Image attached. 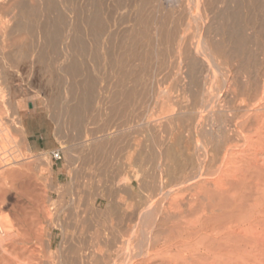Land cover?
<instances>
[{"label":"bare ground","instance_id":"1","mask_svg":"<svg viewBox=\"0 0 264 264\" xmlns=\"http://www.w3.org/2000/svg\"><path fill=\"white\" fill-rule=\"evenodd\" d=\"M56 1L58 0H0V64H18L19 58H11V50L14 47V40L17 39L15 36L21 35L23 30H28L27 32H30L33 36L32 48L27 45V48H30L29 51L31 52L32 50L35 54L33 59L36 57L40 64H61L58 67L62 71V74L60 73L61 76H64L63 78L65 79H67L66 76L71 77L79 72V65L82 62H78V56L81 58L82 56H87V58L93 61L91 64H97L100 55L101 58L107 59L108 65L113 61L114 57L112 56L111 60L110 56L114 51L112 37L115 34H112L109 28L116 24L113 23L114 17L104 15V13L105 8H108L109 5L114 9L117 4H122L124 0H110V4L107 0H61L65 3L68 2V6L71 4V7L67 8L69 10L66 9V4H62V6L59 4L62 9L65 8V12L66 10L69 11V16H72L71 14L73 13L70 19L64 13L58 11L57 3L59 2ZM127 1L136 6L135 13H132L131 16L133 27L130 25L137 37L136 42L138 43L139 37L144 31L147 29L151 31L153 29L159 35L161 43L166 48L165 51L160 49L159 53L162 52L164 55V51L167 53L166 57L167 55L168 57L171 56V59L175 58L176 61L172 63L167 60L169 61L167 63L165 62V58L163 59L164 62L162 60V64L164 63L166 66L164 65V70H162L164 73L159 72L161 75L163 74V78L161 79L163 84H165L161 86V88L163 87L162 92L158 91L162 93L160 96H163L159 104L160 106H158L160 110L157 113L154 112L152 120L145 121L148 127L150 122V130L147 131H150L151 150L148 158H146L147 161L144 159L146 162L143 160L141 162L146 163L148 171L144 174L141 170L142 176L137 171L140 175L137 173L132 177L137 181L138 191L143 193L145 191L143 189H148V194L150 195L148 196L151 199L145 201L144 207L139 205L142 208H135L134 206L128 208L131 204L128 206L127 203L124 204L125 202L123 203L125 208H122L119 205L122 204L123 200H121L122 202L118 201L120 204H115L114 196L116 197L117 195L116 198H119L118 194L121 191L131 192L134 191L135 187L132 181H122V177L124 176L120 174L116 176L111 175L110 180H108L118 185L117 187H114L115 185H108L107 189L101 188L100 182H102V178V180H98L99 186L97 184L98 187L95 186L94 191H87L86 187L89 185L91 190L94 180L89 178V180L81 179L82 176L80 177L78 173L79 167L85 161L82 159V162L78 164V158H75L77 161L73 159L74 154L70 157V154L67 155L64 152L66 158L68 157V162L66 161L68 173H65V184L62 186L61 191L59 189L60 192L57 194V199L55 198L56 200H53L52 204L56 205V202H58L60 204L54 205L55 207L60 205H65V207L61 206L62 208L59 207L60 209L47 208L45 206L47 204H44L43 200L46 196L41 198L43 195H39V197L41 196L40 199L43 200V203L39 207L41 216L46 221H49V224L46 222L47 225H51L53 229H57L58 234L53 235L52 230L47 225V227L41 226L37 229L36 224L39 221H36L37 223L35 222V227L32 229L33 233L29 234V236L25 234L22 246L12 244L4 247L2 245L5 243L3 242V236L11 237L14 226L7 216L0 217V248L3 247V250L10 253L17 252L15 258L4 259L5 264H264V12L257 13L258 10H264V0H125L124 3ZM148 4H152L150 6V13L143 15L142 12L145 11L143 9ZM118 7H122V5ZM244 10L246 12L242 14ZM128 11L124 12L129 13ZM120 18L122 19V17ZM115 31L114 33H116ZM121 31L123 30L121 29ZM84 34L90 36L92 45L84 41ZM157 34L155 37H158ZM145 37L143 38L145 39ZM102 38L105 40L102 41L104 47H99L98 45ZM130 38L128 40H135V37H132L134 40ZM161 43L158 44L160 47ZM154 44L156 45L157 43ZM129 45H131V48L132 44ZM128 48L125 50L127 51ZM145 48H147L146 45ZM150 48H148L149 52L146 56L149 55ZM98 50L100 51V55ZM120 50L119 52H122L120 55H123L125 50ZM131 50H128V53ZM24 51L22 52L24 53ZM134 52L136 51L134 50ZM16 55L19 56V54ZM21 55L22 53H20ZM118 55L116 54L117 57L120 56ZM125 55L122 56V59L125 58ZM157 58L159 57L157 56ZM119 59L117 62L122 60L121 56ZM103 60L99 61L103 62ZM123 61H128V59L126 60L125 58ZM123 61L120 64H123ZM104 62L106 63V60ZM84 63L86 62H83L82 65ZM134 64L136 63L134 62ZM109 66L110 68L108 69L111 71L112 65L110 64ZM83 68L85 69V65L81 70ZM140 69L142 68L140 67ZM146 69L148 68L146 67ZM124 71L126 72V70L122 71L121 69L120 72L123 73ZM80 74L82 75V73ZM126 74L123 75L125 76ZM87 76L85 75L86 78ZM91 77L89 76L85 79L86 82H84L82 79L84 78L83 75L82 78L80 76V79H82L81 85H83L82 82L86 84L92 81L89 80ZM94 77L93 80L98 82L97 78L94 79ZM109 77L110 82V78L112 77ZM154 79L152 78L150 82L154 83ZM62 81H64L62 82L64 83L63 85L66 86V81ZM77 81L80 83L78 77ZM104 81L106 82V80ZM72 82H75L74 79ZM159 82L161 83V80ZM155 84L157 85L156 81L151 86L153 85L152 87H154ZM67 85L65 87L66 94L62 92L64 96L67 95V98L64 97L67 99L65 101L75 102H70L71 104L64 102V106L61 105L60 108L57 105L58 107H54V112L57 108L56 113H58L56 115L62 116V118L65 117L68 125L80 132V126L83 123L82 121H84L83 110L87 105H91L89 101L90 98L93 99L91 95L92 90L96 88H89L90 86L87 83L88 89L81 86V89L78 90L79 92L75 89L76 92L69 87L70 84ZM123 87L126 89L125 86ZM154 88L157 89V87ZM154 88L151 89L155 90ZM146 89L149 90V87L147 86ZM116 90V92H119L118 88ZM131 90L127 92L133 95L132 91L134 90ZM126 96L124 95L123 99L127 103L128 98L126 100ZM107 97L111 99L112 95L110 96L109 94ZM64 98H60V101ZM123 99L120 103H123ZM141 99L143 101L144 98ZM131 101L134 102L133 100ZM54 103L59 104L57 102ZM138 104L137 107L141 105ZM152 104L154 103H151V106ZM49 105L51 104L48 103ZM89 107L91 108V106ZM47 108H49V111L51 110L50 107ZM124 108L130 109L128 105ZM149 108L153 109L152 107ZM129 109H126L127 113ZM135 109L137 111V108ZM135 109H133L134 112ZM145 111L147 112V110ZM89 112L88 110L87 112L84 111L85 114ZM141 113L143 116H140L144 117L145 113ZM129 114L131 118L135 113L132 115V112L129 110ZM161 114L168 123L167 130L163 129L165 135L162 133L164 135V138L162 135V140L160 139L161 136L159 137V133L162 132L160 131L159 121ZM50 117L52 118V115ZM133 117L137 119L134 121L135 124L141 119L140 117L138 119L137 115ZM125 118L123 117L124 120ZM120 119L122 120V118ZM120 119L118 118V120ZM124 120L121 122L123 126H125ZM62 121L64 122V120ZM115 121H110L109 125ZM126 121L129 122V119ZM142 123L137 124L144 126ZM115 124H117V121ZM115 124L112 125L115 126ZM104 125L97 128L105 132L109 128L106 127L104 129L106 126ZM126 126H128L127 123ZM134 126L131 130H138ZM141 126L139 127L142 128ZM58 127H62L61 123ZM59 128L56 129L60 132ZM75 130L74 133L76 134ZM123 130L124 133L122 132V134H125V129ZM137 130L134 131V135L137 134L136 132L139 134L141 131L140 129V131ZM141 132L144 133L146 131L142 130ZM81 133H84L83 129ZM119 133L122 136L121 131ZM95 134L93 133L91 136L94 135L97 139V135ZM115 134L113 135L115 136ZM70 136L73 137L74 134L67 137L69 140ZM109 136L107 134L106 137L110 138ZM131 136L133 139V135ZM94 137L92 136V138ZM120 137H118V141L116 142H119ZM125 137V141L131 140H127V136ZM146 137L149 138L148 136ZM75 139H78L79 142L81 138L79 139V136L76 135ZM71 141L74 142L72 139ZM93 141L91 140V143ZM84 142L86 143V141ZM111 142L110 139L105 138V140L93 143V147L90 146L93 148L92 154H96L100 148L105 150L102 147L110 145ZM113 144L111 143L110 145L113 148L112 151H114L115 147H112ZM76 146L82 148V144H76ZM68 148L70 147L68 146ZM106 150H109V148L106 147ZM139 150L141 151V147ZM145 150L144 152H146ZM109 151H105L107 152L106 154L109 155ZM117 151L113 153L118 154ZM128 151L130 153V150ZM147 152L149 151L147 150ZM114 154L112 158L116 155ZM133 155L135 154H130L131 157ZM100 156L102 157V154ZM135 156L137 158L140 155ZM42 158L36 161L34 159L35 162L33 161L32 164L26 163L27 165L22 163V161L20 168L27 166L29 170L35 171L46 169L49 162H44ZM94 158L90 157L89 160L91 161L92 159L94 161ZM139 158L141 159V157ZM132 160L133 158L129 159L128 163L125 162L122 165H120L121 162L119 160L117 163L123 169ZM109 161L111 162V160ZM141 162L139 164L142 167ZM136 163L138 162L136 161ZM7 164H4L3 159H0V191H2V186L9 184L6 187H12L13 181L21 179L29 173L27 172L29 170L25 171L26 174L24 171H20L19 168L16 170L15 166L17 167L19 164L14 167L12 165L13 170L11 168L3 169ZM94 164H92V167ZM111 164L107 167L113 165ZM126 168L122 170L124 175H126ZM144 168H142L143 171ZM89 169L88 167V171H91ZM49 175V178H51V173ZM119 175L120 177L122 176L121 180L117 179ZM92 177L95 179V176ZM46 179L48 180V178ZM26 180H28V177ZM49 180L51 181L52 179ZM24 183H21L20 186L25 188V192H31L30 189L32 190L33 184L30 181L27 184L26 182ZM85 185L86 189H82ZM26 188L29 190H26ZM54 189L57 192L58 188L56 189L55 187ZM145 193L147 196V191ZM135 194L133 193V195ZM133 195L131 196L134 197ZM122 196L120 199H124ZM135 197L139 199L140 197L145 198L144 195L138 197L137 194ZM134 199L136 200V198ZM139 199H137L136 203H138ZM36 203L38 202L36 201ZM104 204L108 207L107 209H103ZM133 205L137 206L138 204ZM52 216H54L53 220L55 219L56 221L52 220ZM37 225L40 226L41 224L38 223ZM57 237H59V241L55 243Z\"/></svg>","mask_w":264,"mask_h":264},{"label":"rangeland","instance_id":"2","mask_svg":"<svg viewBox=\"0 0 264 264\" xmlns=\"http://www.w3.org/2000/svg\"><path fill=\"white\" fill-rule=\"evenodd\" d=\"M61 1V0H60ZM59 0L58 1H56V2H59V3H57V9H58V11H60V12H62V13H64L65 14V16H68L69 18L68 19H70V17H72L73 16V13L71 14V12H70V14L72 15V16H69V11H67V10H69V9H67L68 7H71V4H70V6H68L69 5V3L68 2H60ZM107 1H109L108 3L110 4V0H107ZM125 2V0L122 2V4H117L118 6H121L122 5V7H118L117 5L114 7V9H112L113 7H111L110 5H109V7L107 8H105V13H104V15H111L112 17H114V24H116V25H113V26H111L110 28H109V31L110 32H112V34H115L114 35V37H112V42L114 43V45H112L113 46V48H114V51H113V55L111 54V60H112V56L114 57L113 58V61H111V67L113 68H111V71L108 69V68H110V64L108 65V62H107V59H105V58H101V55H100V51L98 50V53H99V58H98V63L100 62L99 60H103V62L101 61L99 64L97 63H93V64H91V62H93V61H91L89 58H87V56H82V58L80 57V56H78L77 57V60H79L78 62H82V64H83V62H86V63H84V65H85V69L83 68V70H81L82 69V67L84 66V65H79V72L76 74V75H74V76H71V77H67L66 76V78L68 79V81H66L67 79H65V78H63L64 76H61V69L59 68L60 66L59 65H61V64H40L38 61H37V58L35 57L34 59H33V57L35 56V54L33 53V51L31 50V52L29 51V49L30 48H27L28 46L27 45H29L30 47H31V44L33 45V36H32V34L30 33V32H27L28 30H23L22 32H21V35L19 34V35H17V36H15V38H17V39H15L14 41V47L12 48V50H11V58H13V59H15V58H19L18 59V64H0V66H1V68H0V159H3V161H4V164H7L6 166H4L3 167V169H12V165H13V167L15 166V165H17V164H19L17 167L15 166V168H16V170H17V168H19V170L21 171H27V170H29L28 168H27V166H25V167H23V168H20V163L22 162V163H24V164H26V163H30V164H32L33 163V161H34V159H35V161L37 160V159H41L42 157V160L44 161V162H49L48 163V165L46 166V169H42V170H29V171H27V172H29L28 174H30V175H26L25 177H23V178H19V179H17V180H15V181H13L12 182V184H13V186L12 187H6V186H8L7 184L6 185H4V186H2V191H0V195H1V197H0V217H6L7 216V218L11 221V223H12V225L14 226V231H13V235L10 237V236H7V237H4L3 236V238H4V241L3 242H5L4 244H2L4 247L5 246H9V245H12V244H14V245H17V246H22V242H24V239H25V234H27L28 236H29V234L31 235V233H33L32 232V229H33V227H35V222L36 221H39L38 223L39 224H41L40 226H38L37 224H36V228L37 229H39V227H41V226H45V227H47V226H49L50 227V229L52 230V232H53V235H57L58 234V231H57V229H53L52 227H51V225H47V224H49V221L47 220H45V219H43L42 218V216H41V213H40V206H41V203H43L42 201L44 200V204H47V205H45L47 208L49 207V208H54V209H60V208H64L65 207V205H60V206H58V207H55V206H57V205H59L60 203H58V202H56V205L54 206L53 204H52V201L54 200H56L57 199V194L61 191V188H62V186L65 184V173H68L67 171H68V169L66 168V165H67V163H66V161L68 160V157L66 158V155H65V153H67V155H69L70 157H72V154H74L73 155V159H75V158H78V161H77V159H75L76 161H77V163L79 164L80 162H82V159L85 161V163L83 162V164L80 166V165H78V166H80L79 167V171H78V173L80 174V177H81V179H87V180H89V179H91V180H94V185H93V187L91 186V190H90V186L88 185L87 187H86V185L84 186V188H82V189H86L87 191H89V192H92V191H94V187L96 186V187H98L99 186V182H98V180L99 179H101L102 180V178H103V180H102V182H100V186H101V188H105V189H107L109 186H112V185H115V183H112L111 181H108V180H110V177H111V175H118V174H120V175H122V176H124V177H122V181H132L133 182V184H134V191H131V192H126V191H121L119 194H118V197L119 198H116L117 197V195H116V197L114 196V198L116 199H114V201H116V203L115 204H117V203H119V202H122L121 200H123V202H122V204L124 203V204H126L127 203V205L129 206L130 204H131V206H129L128 208H131V207H135V208H137V207H140V208H142L141 206H143L144 207V205H145V201H148V199H151V198H149V194H148V189H143V191L144 192H146L147 191V196H146V193L144 194V192L142 193V192H140V191H138V187H137V181L136 180H134V178H132V177H134L137 173L139 174V172H140V174H141V170H142V172H144V174H146L147 173V168H146V163H144V162H146L147 160H146V158H148V156H149V153H150V150H151V137H150V131H147V130H150V122H149V127L147 126L148 124L145 122V121H149V120H152L153 118H154V112L155 113H157L159 110H160V108L158 107V106H160L159 104L161 103V99H162V97L163 96H160V95H162V89H163V87L161 88V86H164L165 84H163V81H162V79L161 78H163V74L161 75V73H159L160 71L162 72V73H164L162 70H164V63L162 64V60L165 58V62H169V61H171L172 63L174 62H176L175 61V58L172 60L171 58V56L170 57H168V55H167V57H168V59H166L167 57H166V52H164L165 50H166V48H165V46L161 43V39L159 38V35L157 34V33H155L154 31H153V29H151V31H149L148 29L146 30V31H144V33L139 37V39L140 40H138V43L136 42V35H135V32L133 31V29H132V27H133V20H131V16H132V13L134 14L135 13V10H136V6H134L132 3L130 4L129 3V1H127L126 3H124ZM59 4H61V6H62V4H66L67 6H65L66 7V12H65V8L64 9H62V7L59 5ZM150 6H152V4H148V5H146L145 7H144V9L143 10H145V11H143L142 12V14L143 15H148L149 13H150V10H151V7ZM111 7V8H110ZM129 8V9H126V8ZM133 7V8H132ZM130 8H131V10H130ZM147 8V9H146ZM117 11H116V10ZM120 9V10H119ZM126 9V10H125ZM62 10H64V11H62ZM113 10H114V12H113ZM129 10V11H128ZM146 10H148V11H146ZM124 11H128L129 13H125ZM246 12V10H244V12L242 13V14H244ZM257 12V11H256ZM259 12H264V10H258V14H260ZM113 13H114V15H113ZM123 13V14H122ZM146 13V14H145ZM124 14H125V16H124ZM120 17H122V19H123V21H122V19L120 18ZM118 18V19H117ZM67 19V18H66ZM117 19V20H116ZM128 20V21H127ZM130 20V21H129ZM124 21H126V22H124ZM122 22H124V23H122ZM130 22V23H129ZM122 24V25H121ZM130 25H132V27L130 26ZM118 29H117V28ZM113 28V29H112ZM121 29L123 30V31H121ZM115 30H117V31H115ZM114 31L116 32V33H114ZM124 31H125V34H124ZM132 32V33H131ZM148 33V34H147ZM153 33H155V35H153ZM145 34H147V35H145ZM156 34H157V36L158 37H155L156 36ZM131 35H133V36H131ZM146 36L145 37V39L143 38L144 36ZM24 36V37H23ZM128 36H130L131 38L132 37H135V40L134 41H132V40H128L130 37H128ZM125 37V38H124ZM142 37V38H141ZM83 38H84V41L85 42H87V44H89L90 43V45H92V41H91V39H90V36H88V35H83ZM130 38V39H131ZM22 39V40H21ZM121 39V40H120ZM18 40H19V42H18ZM118 40H120L119 42H117ZM149 40V41H148ZM25 41V42H24ZM30 41H31V43H30ZM102 41H105V40H103V38L100 40V44H102V45H98L99 47H104V43L102 42ZM123 43H122V42ZM127 41H128V43L129 44H132V47L134 46V45H136L135 47H131L130 48V46L131 45H129L128 43H127ZM132 43H131V42ZM154 41H156V42H154ZM24 44H23V43ZM159 42V43H158ZM16 43V44H15ZM154 43H157L156 45L154 44ZM161 43V47L158 45V44H160ZM22 44V45H21ZM127 44V46H125ZM134 44V45H133ZM141 44L143 45L142 47H141ZM151 46H150V45ZM19 45H21L20 47H19ZM129 45V46H128ZM145 45L147 46V48H145ZM154 45H155V47H154ZM26 46V47H25ZM115 46V47H114ZM124 46V47H123ZM151 48H150V47ZM18 49H17V48ZM94 47V46H93ZM126 47V48H125ZM130 49H132L131 51H132V53H131V51L128 53V50H130ZM141 47V48H140ZM157 47V48H156ZM160 47V48H159ZM165 49H164V48ZM20 48H22V49H20ZM32 48V47H31ZM127 49L128 48V50L126 51L125 49ZM136 48V49H135ZM143 48H144V50H143ZM148 48H150L151 50H150V53H149V55H147L146 56V54L149 52V49ZM153 48V49H152ZM156 48V49H155ZM122 50V51H124L123 53L124 54H126L124 57L126 58V60L128 59V61H123V60H125V58H123L122 59V56L124 55H120V53H122V52H119V50ZM145 49H146V51H145ZM148 49V50H147ZM154 49H155V51H154ZM160 49H162V50H164L163 51V53H164V55L162 54V52L161 53H159L160 52ZM25 50V51H24ZM117 50V51H116ZM120 50V51H121ZM134 50L136 51V52H134ZM18 51V52H17ZM22 51H24V53L22 52ZM28 51V52H27ZM146 53H145V52ZM22 53V57L20 56V53ZM117 52V53H116ZM145 54H144V53ZM29 53H31L30 55H29ZM118 53H119V55L121 56V61H118L117 62V60H120L119 59V55H118ZM139 53V54H138ZM143 53V55H141ZM14 54V55H13ZM16 54H19V56L18 55H16ZM116 54L119 56V57H117L116 56ZM128 54V55H127ZM138 54V55H137ZM160 54H162V56H160ZM28 55V56H27ZM115 55V56H114ZM18 56V57H17ZM30 56V57H29ZM129 56H130V59H129ZM143 56V57H142ZM149 56V57H148ZM152 56V57H151ZM157 56L159 57V58H157ZM25 57V58H24ZM32 57V58H31ZM117 57V58H116ZM87 58V59H86ZM116 58V59H115ZM138 58V59H137ZM140 58H144V59H140ZM162 58V59H161ZM21 59H22V61H21ZM32 59V60H31ZM149 59V60H148ZM156 59V60H155ZM87 60H89L88 62H87ZM106 60V63L104 62ZM133 60V61H132ZM137 60H139V61H137ZM143 62H141V61ZM167 60H169V61H167ZM122 61H123V64H120V62L122 63ZM132 61V62H131ZM137 61V62H136ZM145 61V62H144ZM158 61H160L158 64H157V62ZM124 62H125V64H124ZM130 62V63H129ZM134 62L136 63V64H134ZM148 62V63H147ZM153 62V63H152ZM156 62V63H155ZM163 62H164V60H163ZM88 63H90V64H88ZM103 63H105V64H103ZM117 63V64H116ZM127 63V64H126ZM140 64H141V66H140ZM142 64H143V66H142ZM4 65V66H3ZM139 65V66H138ZM168 65V64H167ZM59 66V67H58ZM159 68H158V67ZM166 66V65H165ZM58 67V68H57ZM81 67V68H80ZM97 67V68H96ZM140 67L142 68V69H140ZM148 68V69H146L145 70V68ZM156 67V68H155ZM161 67V68H160ZM16 69V70H15ZM121 69H122V71L123 70H126V72L124 71L123 73L122 72H120L121 71ZM136 69V70H135ZM132 70H133V72H132ZM135 70V71H134ZM137 70H138V72H137ZM158 70V71H157ZM88 71V72H87ZM121 73H119V72ZM129 73H128V72ZM142 72L141 74H140V72ZM146 71V72H145ZM59 72V73H58ZM85 72V73H84ZM105 72H106V76H105ZM109 72H111L110 74H109ZM118 72V73H117ZM137 72V73H136ZM155 72V73H154ZM61 73V74H60ZM80 73H82V75H83V77L84 78H82V75L80 74ZM93 74V75H89V74ZM125 73H127L125 76L123 75V74H125ZM132 75H131V74ZM136 73V74H135ZM147 73V74H146ZM87 74H88V76H87ZM109 74V75H108ZM120 74V75H119ZM128 74H130V75H128ZM135 74V75H134ZM140 74V75H139ZM159 74V75H158ZM24 75V76H23ZM59 75H60V77H59ZM85 75L87 76V78L90 76H92L91 78H89V80H92V81H89V82H87L88 83V85L90 86H88L89 88H96V89H94V90H92V96H93V99L92 98H90V101H89V104H91V105H87V107L83 110V120L84 121H82L83 123H82V125L80 126V132H78V131H76L75 129H72L69 125H68V123L66 122V119H65V117H63L62 118V116H57L56 114L58 113H56V111L58 110L57 108H56V110H55V112H54V107L56 106V107H58L59 106V108H60V106L61 105H63L64 106V102L66 103V104H71V103H74L75 101H65V100H67L66 98H67V95H65L64 96V94H66V86H68L67 84H70V86L69 87H71L72 89H77V91L78 90H80L81 89V86H83V88H87L88 89V87L86 86V84H84L83 82H82V84L83 85H81V81H82V79H83V81L84 82H86V80L85 79H87L86 77H85ZM128 75V76H127ZM137 75H139V76H137ZM12 76V77H11ZM80 76H81V78L82 79H80ZM112 77V78H110V77ZM119 76V77H118ZM135 76V77H134ZM77 77H78V80L80 81V83L77 81ZM93 77H94V79H96L97 78V80H98V82H96V80L94 81L93 80ZM106 77V79H104ZM108 77L110 78V82H109V79H108ZM154 77H155V79H154ZM58 78V79H57ZM71 78V79H70ZM131 78V79H130ZM145 78V79H144ZM152 78L156 81V83H157V85L155 84V86L154 87H157V89L156 88H154V87H152L153 85H154V83H155V81L153 80V82L154 83H152V82H150V81H152ZM27 79V80H26ZM73 79H74V81L75 82H72L73 81ZM138 79V80H137ZM150 79V80H149ZM157 79V80H156ZM161 80V83L159 82V80ZM62 80H65L66 81V83H65V85L66 86H64L63 84L64 83H62V82H64V81H62ZM104 80H106V82L104 81ZM117 80H119V81H117ZM120 80H121V82H123L122 84H121V82H120ZM147 80V81H146ZM95 83H94V82ZM77 82V83H76ZM109 82V83H108ZM125 82V83H124ZM147 82V83H146ZM71 83H73L74 84V87H73V84H71ZM79 83V84H78ZM120 83V84H119ZM140 83V84H139ZM141 83H142V85H141ZM160 83V84H159ZM75 84H76V87H75ZM92 86H91V85ZM106 84V85H105ZM116 84V85H115ZM150 84V85H149ZM151 84H153L152 86H151ZM61 85V86H60ZM72 85V86H71ZM79 85V86H78ZM94 85H98L97 87L95 86L94 87ZM109 85V86H108ZM63 86H64V88H63ZM85 86V87H84ZM115 86V87H114ZM117 86V87H116ZM123 86H125L126 87V89L123 87ZM128 86V87H127ZM133 86V87H132ZM148 86L149 87V90L151 89V88H154L156 91H157V93L159 94H157L156 93V91L155 90H152V92H151V90L149 91L148 89H146V87ZM60 87V88H59ZM105 87H107V88H105ZM122 87V88H121ZM144 87V88H143ZM118 88V90H119V92H116L117 89ZM125 89V90H120V89ZM131 88H134V89H132V90H134V91H132L131 90ZM108 89V90H107ZM133 92V95H131V93H129L130 92V90ZM61 90V91H60ZM91 90V89H90ZM110 90H111V92H115V93H117V94H115V93H111L110 92ZM76 91V90H75ZM76 91V92H77ZM83 91V90H82ZM122 91V93H123V96H122V93H120ZM127 91H129V92H127ZM136 91V92H135ZM158 91H161V92H158ZM64 94H63V93ZM79 92V91H78ZM110 92V93H109ZM128 94H127V93ZM156 93V95H155V93ZM55 93V94H54ZM60 93V94H59ZM120 93V94H119ZM137 93V94H136ZM151 93H152V95H151ZM109 94H110V96L112 95V97H111V99H110V97H107V95L109 96ZM116 96H115V95ZM146 96H145V95ZM55 95H56V97H55ZM59 95H61V96H59ZM124 95H127L126 96V100H127V98H128V102L127 103H129L131 100H133L134 102H132V107H133V109H135V108H137V111H136V109H135V112H134V110L132 109V107H131V102L129 103V104H127L126 103V101H124L125 99H123L124 98ZM140 95H142L141 97H140ZM91 96V97H92ZM121 96V97H120ZM132 96V97H131ZM152 96H154V97H152ZM52 97V98H51ZM64 97H66V98H64ZM130 97V98H129ZM139 97H140V99H139ZM152 99H151V98ZM161 97V98H160ZM50 98H51V100H50ZM58 98V99H57ZM60 98H64V99H61V101H60ZM137 98V99H136ZM141 98H144L143 99V101H141L142 99ZM154 98H155V100H154ZM159 98H160V101H159ZM110 99V100H109ZM118 99V100H117ZM122 99H123V103H120V101L122 102ZM149 99H151V101H149ZM62 100H64V101H62ZM93 100V101H92ZM158 100V101H157ZM51 101V102H50ZM57 102V103H59V104H56V103H54V102ZM105 101H107V102H105ZM71 102V103H70ZM114 102V103H113ZM142 102V103H141ZM146 102V103H145ZM44 103H46V104H44ZM48 103H50L51 105H52V103H53V107L51 108V105H49L48 106ZM61 103V104H60ZM108 103V104H107ZM119 103H120V106H119ZM141 104V105H139V104ZM151 103H154V104H152V106H151ZM156 103H158L157 104V107H156ZM94 104V105H93ZM137 104L139 105L138 107H137ZM148 104V105H147ZM149 104H150V106H149ZM58 105V106H57ZM115 105V106H114ZM116 105H118L117 107H116ZM128 105L129 107H130V109L129 108H124V107H126V106ZM50 107L51 108V110L49 111L48 109L49 108H47V107ZM89 106H91V108L89 107ZM110 106V107H109ZM114 106V108H116L115 110H114V108H112ZM155 106V107H154ZM89 107V108H88ZM149 107H152L153 109H151V108H149ZM88 108V109H87ZM157 108V109H156ZM126 109H129L130 110V112H132V115L134 114L135 116L137 115V117H138V119H139V117L141 118V119H139L138 120V122L137 123H142V122H145V123H142V125L144 124V126H141L140 124H135V122L134 121H136L137 119H136V117L134 118L133 116L130 118V114H129V110H128V113L126 112ZM132 109V110H131ZM140 109V110H139ZM151 109V110H150ZM52 110H53V112H52ZM87 110H88V112L89 113H91V114H89V113H84V111H86L87 112ZM110 110V111H109ZM118 112H117V111ZM145 110H147V112H151V113H153L152 115H150L149 113L147 114V112L145 111ZM149 110V111H148ZM141 113V112H146L144 115L145 116H147L146 118H144V117H141V116H143V114L141 113H139V112ZM52 112V113H51ZM114 113V114H112V113ZM124 112H126V113H124ZM134 112V113H133ZM50 113H51V115H52V118L50 117L51 115H50ZM55 115V117H54V115ZM116 114V115H115ZM28 115H34V120H36L37 122H38V124L41 126V128H40V130H39V133H38V135H40L41 137H42V139H40V142H43L44 144H48V145H50L53 149H55V151L56 150H59L60 152H61V155H62V158L60 159V160H53L52 158H51V154L50 153H48V152H39V153H37V152H31V151H29V149H28V145H27V133H26V131L23 129V126H22V119H24V117L25 116H28ZM88 117H87V116ZM118 115V116H117ZM119 115H121V116H119ZM122 115H123V117H126L125 118V120L123 119V117H122ZM141 115V116H140ZM85 116H86V119H85ZM150 116V117H149ZM151 116H153V117H151ZM50 117V118H49ZM59 117V118H58ZM109 117H110V120H109ZM114 117V118H113ZM163 115L161 114V118H160V131H162V132H160L159 133V137H160V139L162 138V135L164 134L165 135V131L167 130V126H168V123H167V121H166V119H165V117H163ZM89 120H88V119ZM106 118V119H105ZM118 118L120 119V118H122V120H124V123H125V126H123L122 124H121V122H122V120L120 119V120H118ZM132 118H134V119H132ZM144 119V121H143V119ZM152 118V119H151ZM104 119V120H103ZM115 121L116 119V121H117V124H115L116 123V121L114 122V123H111L110 125H109V123H110V121L112 122L113 120ZM129 119V122H127L126 120H128ZM136 119V120H135ZM62 120H64V122H66V123H64ZM130 120H131V125H130ZM133 120V121H132ZM162 120V121H161ZM164 120V121H163ZM52 121H54V122H52ZM57 121H59L58 123H57ZM88 121V122H87ZM90 121V122H89ZM102 121H103V124H102ZM118 121H120V123H118ZM56 122V124H54ZM64 124H63V123ZM164 122H166V124H164ZM60 123H61V126L62 127H58L59 125H60ZM104 123H105V125H104ZM126 123H127V125L128 126H126ZM68 125L67 127H66V125ZM85 124H87V125H85ZM104 125V126H102V127H104V129L106 128V127H108L109 129H106V131L105 132H103L104 130H100L99 128L101 127V125ZM112 124H115V126L114 125H112ZM56 125H58L57 127H55ZM86 127H85V126ZM117 125V126H116ZM118 125H120V126H118ZM135 125V126H134ZM66 127V129H65V127ZM83 126H84V128H83ZM100 126V127H99ZM112 126V127H111ZM134 126V128H138V130L140 129L141 131L143 130V131H146V132H141L140 130V133L138 134V132H136L137 134L136 135H134L135 134V130H137V129H134V130H131L132 129V127ZM139 126H141L142 128H140ZM146 126V127H145ZM63 127H64V129H63ZM82 127V128H81ZM97 127H99V128H97ZM59 128V130H61L60 132H61V134H60V132L57 130V129ZM70 129V130H68V129ZM121 128H122V130L123 129H125V134H122V132L124 131H122L121 130ZM130 128V129H129ZM143 128H145V129H143ZM47 129H49V130H47ZM55 129H56V133H55ZM82 129H83V132L84 133H81L82 132ZM87 129V130H86ZM97 129H99L100 130V132H98L97 131ZM163 129H165V131L163 130ZM65 130V131H64ZM74 130H75V132H76V134L74 133ZM90 132H89V131ZM94 130V132H92ZM108 130V131H107ZM117 130V131H116ZM137 130V131H138ZM119 131H121V134H122V136L120 135V133H119ZM129 131V132H128ZM133 131V132H132ZM164 131V132H163ZM66 132V133H65ZM71 132V133H70ZM73 132V133H72ZM97 132V133H96ZM107 132V133H106ZM117 132V133H116ZM70 133V134H69ZM80 133V134H79ZM90 134L89 136H88V134ZM95 134V135H97V139H96V136L94 137V135H92L94 138H92V136H91V134ZM101 133H104V134H101ZM106 133V134H105ZM116 133V134H115ZM119 133V134H118ZM124 133V132H123ZM128 133H130L129 135H127ZM142 133V134H141ZM148 135H147V134ZM163 133V134H162ZM72 134V136H73V134H74V136L76 137V135L77 136H79V142H78V139H75V137L73 138V137H71L70 136V140H69V138H67V137H69V135H71ZM84 134V135H83ZM100 134V135H99ZM107 134L108 135H110L109 137L110 138H108V137H106L107 136ZM113 134H115V136L113 135ZM118 134V135H117ZM57 135V136H56ZM60 135V136H59ZM65 135V136H64ZM99 135V136H98ZM102 135H105V136H102ZM131 135H133V139H132V136ZM164 135H163V138H164ZM83 136H84V138H83ZM120 137V139L124 136H127V140H130V141H125L126 140V137L124 138H122L121 139V141H120V139H119V142H116V141H118V137ZM129 136V137H128ZM146 136H148L149 138H147ZM59 137H61V138H59ZM88 137V138H87ZM102 137H105L106 139H110L112 142V147H114V151L116 152V150H118L117 151V153L118 154H114L113 152L114 151H112V149L113 148H111V143H110V145L108 144L107 146H104V147H102V148H104L105 150H103V149H99V151L96 153V154H92V152H93V148H91V147H93V143H95V142H100L101 140H105V138H102ZM112 137V138H111ZM115 137V138H114ZM78 138V137H77ZM92 138V139H91ZM102 138V139H101ZM114 138V139H113ZM117 138V139H116ZM129 138V139H128ZM162 138V139H163ZM71 139L72 140H74V142L73 141H71ZM93 139H94V141H93ZM97 141H96V140ZM145 139V140H144ZM161 139V140H162ZM86 141V143L84 142V141ZM91 140L93 141V143H91ZM98 140H100V141H98ZM137 140V141H136ZM148 140V141H147ZM66 141V142H65ZM68 141V142H67ZM76 141V142H75ZM81 141V142H80ZM114 141V142H113ZM82 142H84V143H82ZM118 143L117 145H116V143ZM136 142V143H135ZM146 142V143H145ZM23 143H24V145H23ZM72 143H74V144H72ZM82 144V148H78V147H81L80 145H77L76 146V144ZM120 143V144H119ZM89 144V145H88ZM91 144V145H90ZM93 144V145H92ZM133 144V145H132ZM73 145V146H72ZM118 145H120V146H118ZM68 146L70 147V148H68ZM76 146V147H75ZM88 146H89V148H88ZM91 146V147H90ZM134 146V147H133ZM106 147L107 148H109V150H106ZM118 147V148H117ZM138 147V148H137ZM140 147H141V151L139 150L140 149ZM77 148V149H76ZM121 148V149H120ZM128 149V150H130V153H129V151L128 150H126L125 151V149ZM148 148V149H147ZM150 148V149H149ZM67 149V150H66ZM80 149V150H79ZM116 149V150H115ZM144 149H146L145 151L146 152H144ZM65 150V151H64ZM120 150V151H119ZM143 150V151H142ZM147 150L149 151V152H147ZM105 151H109V155L108 154H106L107 152H105ZM111 151H112V153L115 155V156H113V158H112V153H111ZM125 151V152H124ZM140 151V152H139ZM65 152V153H64ZM88 152V153H87ZM103 152H104V154H105V156H104V154H103ZM121 152H122V154H121ZM124 152V153H123ZM137 152V153H136ZM110 153H111V155H110ZM144 153H145V155H144ZM24 154V155H23ZM102 154V157L100 156ZM130 154L132 155V154H135V155H140V156H138L137 158H139V157H141V159L139 158L138 160H137V158H136V156L135 155H133L132 157L130 156ZM148 154V155H147ZM76 155V156H75ZM122 155V156H121ZM130 156V160L133 158V160H132V162L131 161H129L130 163L129 164H127V165H131V167H129V166H127L126 165V167H128V168H126V167H123V169L124 168H126L125 169V173H126V175H124V172L122 171L123 169H122V167L120 166V165H122V164H125V162L126 163H128V160L129 159H127V157H129ZM17 156H19V157H17ZM28 156V157H27ZM75 156V157H74ZM23 157V158H22ZM27 157V158H26ZM47 157V158H46ZM90 157L93 159L94 157L96 158V159H98V161H96V159L94 158V161H95V164H94V161L91 159V161L89 160L90 159ZM101 157V158H100ZM123 159H122V158ZM31 158V159H30ZM49 158V159H48ZM107 158V159H106ZM109 158V159H108ZM113 160H112V159ZM25 159V160H24ZM48 159V160H47ZM66 159V160H65ZM88 159V160H87ZM144 159L146 160V161H144ZM29 160V161H28ZM31 160V161H30ZM100 160V161H99ZM104 160H105V162H104ZM109 160H111V162L109 161ZM118 160L121 162V164L119 165L117 162H118ZM144 161V162H141V161ZM25 161H28V162H25ZM34 161V162H35ZM93 161V162H92ZM110 163H109V162ZM136 161L138 162V163H136ZM16 162H18V163H16ZM68 162V161H67ZM87 162H89V163H87ZM91 162V163H90ZM119 162V163H120ZM141 162V165H142V167L140 166V163ZM21 163V164H22ZM51 163V165H49ZM97 163V164H96ZM113 165H112V164ZM134 163H136V164H134ZM92 164H94L93 165V167H92ZM103 164H107L106 165V167H105V165H103ZM112 165V166H109V167H107L108 165ZM27 165V164H26ZM115 165V167L113 168V166ZM134 165V166H133ZM136 165L138 166L137 168H136ZM90 168L89 170H91V171H93V172H91V171H88V167ZM140 166V167H139ZM144 166H145V168H146V170H145V168H144ZM50 167V168H49ZM86 167V168H85ZM121 167V168H120ZM108 170H107V169ZM110 168H112L111 169V171H110ZM116 168V169H115ZM133 168H136V169H133ZM139 168H141V169H139ZM142 168H144V171H143V169ZM14 169V168H13ZM12 169V170H13ZM49 169H50V171H49ZM115 169V170H114ZM83 170V171H82ZM87 172H85V171ZM128 170V171H127ZM96 171V172H95ZM99 171V172H98ZM107 171V172H106ZM110 171V172H109ZM113 171V172H112ZM131 171V172H130ZM137 171H139V172H137ZM32 172V173H31ZM102 172V173H101ZM114 172H117V173H114ZM130 172V173H129ZM146 172V173H145ZM51 173V178H49L50 177V175L48 176V174H50ZM100 173V174H99ZM113 173V174H112ZM25 174H26V172H25ZM34 174V175H33ZM128 174V175H127ZM139 174V175H140ZM143 174V175H144ZM90 175H92V176H95V179L92 177V176H90ZM101 175V176H100ZM103 175H105V176H103ZM120 175H119V177L117 176V179H120L121 180V177H120ZM31 176H34V177H32L31 178ZM107 176V177H106ZM128 176H131V177H128ZM141 176H142V174H141ZM27 177H28V180H26L27 179ZM37 177V178H36ZM44 177H46V178H48V180L46 179V178H44ZM85 177V178H84ZM89 178V179H88ZM105 178H107V179H105ZM132 178V179H131ZM49 179H52L51 181L49 180ZM96 180H97V183H96ZM9 181V180H8ZM26 182V184L28 183V181H30V183H32L33 184V186H32V190L30 189L31 188V186H30V191L31 192H29V191H27V192H25V188H22V186H20L21 185V183H24V182ZM32 181V182H31ZM100 181V180H99ZM57 182V183H56ZM52 183V184H51ZM56 183V184H55ZM107 183V184H106ZM12 184H10V185H12ZM25 184V183H24ZM97 184H98V186H97ZM36 185V186H35ZM103 185V186H102ZM109 185V186H108ZM52 186V187H51ZM54 186V187H53ZM60 186V187H59ZM118 185H115L114 187H117ZM56 187V191L57 192H55V188ZM86 187V188H85ZM89 187V188H88ZM28 188H26V190H29ZM59 189H60V191H59ZM89 189V190H88ZM136 190V191H135ZM26 194H25V193ZM24 193V194H23ZM30 193V194H29ZM36 193V194H35ZM41 193V194H40ZM133 193L135 194H137L138 195V197H140V196H142V195H144V197L145 198H143V197H140V199L139 198H137V197H135L136 196V194L135 195H133ZM142 193V194H141ZM52 194V195H51ZM37 195H38V197H37ZM39 195H43L41 198H43L44 196H46V197H44L43 198V200L42 199H40V197H39ZM123 195V196H122ZM127 195V197H125ZM130 195V196H129ZM131 195H133L134 197H132ZM124 197V199H120V197ZM49 197V198H48ZM131 199H130V198ZM2 198V199H1ZM40 199V201H39V199ZM56 198V199H55ZM134 198H136V200L134 199ZM143 198V199H142ZM35 199H37L36 201L38 202V203H36V201H35ZM47 199V200H46ZM48 199H52V200H48ZM117 199H120V200H117ZM137 199H139L138 200V203H136L137 202ZM147 199V200H146ZM129 200H131L130 202H129ZM132 200H133V202H132ZM141 200H142V202H141ZM35 201V202H34ZM48 201V202H47ZM119 201V202H118ZM126 201H128L129 202V204H128V202H126ZM132 202V203H131ZM141 202V203H140ZM58 203V204H57ZM40 204V205H39ZM120 204V203H119ZM118 204V205H119ZM119 205V206H121L122 208L124 207V204L123 205ZM133 204H138L137 206H135V205H133ZM144 204V205H143ZM39 205V206H38ZM51 207H50V206ZM139 205H141V206H139ZM54 206V207H53ZM62 206V207H61ZM105 206V207H104ZM126 206V205H125ZM60 207V208H59ZM127 207V206H126ZM107 209L108 207L104 204L103 205V209ZM125 208V207H124ZM134 209V208H133ZM3 215H2V214ZM61 214V213H60ZM38 218V219H37ZM53 218H54V216H52V220H53ZM36 219V220H35ZM44 220V221H43ZM53 221H56L55 219L53 220ZM46 222H47V224H46ZM34 223V225H32ZM47 225V226H46ZM31 227V228H30ZM31 230V231H30ZM35 230V229H34ZM33 230V231H34ZM11 241V242H10ZM59 241V237H57L56 239H55V243H57ZM2 242V243H3ZM8 243V244H7ZM1 246V245H0ZM16 253L17 252H13V253H10L9 251H6V250H3V247L2 248H0V264H5V260L4 259H6V258H15L17 255H16Z\"/></svg>","mask_w":264,"mask_h":264},{"label":"crops","instance_id":"3","mask_svg":"<svg viewBox=\"0 0 264 264\" xmlns=\"http://www.w3.org/2000/svg\"><path fill=\"white\" fill-rule=\"evenodd\" d=\"M22 126L27 133V145L29 151L37 153L48 152L50 154L52 151H55L50 145L40 142L42 137L38 135V133L41 126L36 120H34V115L25 116L24 119H22Z\"/></svg>","mask_w":264,"mask_h":264},{"label":"built area","instance_id":"4","mask_svg":"<svg viewBox=\"0 0 264 264\" xmlns=\"http://www.w3.org/2000/svg\"><path fill=\"white\" fill-rule=\"evenodd\" d=\"M51 158L53 160H60L62 158L61 152L59 150L51 152Z\"/></svg>","mask_w":264,"mask_h":264}]
</instances>
